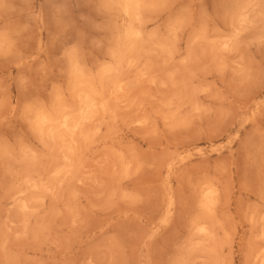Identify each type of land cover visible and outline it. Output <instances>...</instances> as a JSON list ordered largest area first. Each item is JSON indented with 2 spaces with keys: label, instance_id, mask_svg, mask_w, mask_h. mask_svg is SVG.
Returning <instances> with one entry per match:
<instances>
[{
  "label": "rangeland",
  "instance_id": "1",
  "mask_svg": "<svg viewBox=\"0 0 264 264\" xmlns=\"http://www.w3.org/2000/svg\"><path fill=\"white\" fill-rule=\"evenodd\" d=\"M0 264H264V0H0Z\"/></svg>",
  "mask_w": 264,
  "mask_h": 264
},
{
  "label": "bare ground",
  "instance_id": "2",
  "mask_svg": "<svg viewBox=\"0 0 264 264\" xmlns=\"http://www.w3.org/2000/svg\"><path fill=\"white\" fill-rule=\"evenodd\" d=\"M129 1H131V0H126V2H129ZM127 12H128V10L125 9V13H127ZM205 203H207V202H205ZM199 230H200V231H203L204 229L201 227V228H199Z\"/></svg>",
  "mask_w": 264,
  "mask_h": 264
}]
</instances>
